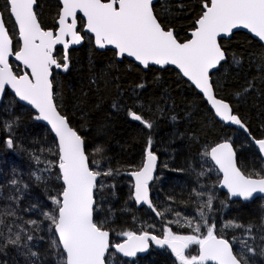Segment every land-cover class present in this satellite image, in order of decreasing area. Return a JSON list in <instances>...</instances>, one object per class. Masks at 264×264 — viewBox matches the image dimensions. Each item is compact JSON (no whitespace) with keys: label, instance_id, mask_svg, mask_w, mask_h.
<instances>
[{"label":"snow or ice","instance_id":"6c2138e0","mask_svg":"<svg viewBox=\"0 0 264 264\" xmlns=\"http://www.w3.org/2000/svg\"><path fill=\"white\" fill-rule=\"evenodd\" d=\"M58 3L60 6L55 29L42 26L37 12L38 0H5L4 11H0V100L4 99L6 89L10 88L19 100L37 110L34 119L46 121L55 133L54 147L42 151H47L57 159L41 160L40 156L33 154L35 163L45 167L31 176L36 183L47 185L50 177L44 173L56 170L55 179L61 182L60 191L47 197L54 207L42 212L44 220L48 222L46 230L53 234L50 247L59 257L57 264H112L117 254L135 257L138 252L146 251L149 241L170 249L179 264H250L249 254L264 257V218L258 226L229 220L217 229L216 223L210 222V214L214 211L213 205L217 199L210 190H193L197 198V216L186 217L175 212L177 219L168 221L169 224L191 229V234H178L166 226L161 236L143 230L139 234L126 231L120 233L126 240L112 243L110 230L95 215L100 207L98 194L106 186L100 178L117 175L119 169L101 166L106 159L102 147L97 146L91 154L88 152L85 137L71 126L68 115L61 111L53 74L54 69L64 72L69 70L72 63L69 49L84 42L86 37L82 32L88 33L91 34L89 41L95 47H111L116 59L134 58L146 70L151 65L162 68L175 66L205 95L218 117L247 131L246 125L233 113L231 105L217 96V82L213 76L223 68L222 62L228 60L221 41L223 37L230 36L233 30L247 29L264 41V0H200L201 11L194 20L190 38L183 41L173 27L161 22L154 0H58ZM175 7L183 9L184 5L178 3ZM165 11L171 13V8L166 7ZM5 13L18 33L19 39L15 45L6 24ZM78 13L82 15L78 17ZM79 21L82 24L78 27ZM58 45L62 46L59 55L56 53ZM13 56L29 71L19 74L14 72L9 63V57ZM232 61L237 66L242 62L235 55ZM144 87L143 83H139L132 91L138 95L136 89ZM253 87L254 84L249 82L242 91L247 93ZM236 95H241V92ZM123 107L119 100L112 103L113 109ZM137 107L140 111L127 108L126 115L150 131L154 120L142 114L145 106ZM147 110L152 111L151 108ZM157 111H160L158 106ZM171 119L175 121L177 117L172 115ZM0 124L8 133L4 143L9 149L14 148L13 130L19 124V117L0 121ZM253 142L259 154H264V138H253ZM152 145L153 140L149 135L142 165L129 173L134 177L130 198L137 204H146L158 217H164L173 209L165 207L158 210L150 198L149 184L154 178L158 161ZM203 156L210 159L216 170L222 173L219 187L227 189L229 200L241 198L250 201L257 196L264 199V169L242 171L230 142L210 147ZM210 171L212 168L202 169L198 176H205ZM10 184L19 185L17 192L29 187L16 179L15 174ZM110 187L114 188L115 185ZM201 188L204 186L201 185ZM20 198L9 197L17 203ZM168 199L174 200V197L169 196ZM220 204L227 207V201L222 200ZM5 216L14 217L16 212L10 210L0 213V225H3L0 237L4 239L0 249L9 245L20 246L22 241H33L34 236L25 229L13 232L11 224L5 222ZM26 223L38 230L42 222L28 220ZM254 227L258 228L261 241L259 252L257 247L248 243V239H257V235H253ZM226 229L243 230L247 239L239 241L242 248L234 251L233 241L236 237L234 235L231 240L226 238L223 234ZM192 246H196L195 255L190 251ZM24 247H28L27 243ZM27 255L30 264H41L40 253L29 248ZM32 257L36 259L31 260Z\"/></svg>","mask_w":264,"mask_h":264},{"label":"trees","instance_id":"16d2710c","mask_svg":"<svg viewBox=\"0 0 264 264\" xmlns=\"http://www.w3.org/2000/svg\"><path fill=\"white\" fill-rule=\"evenodd\" d=\"M178 3H182L184 8H176ZM4 5L5 0H0L1 11H4ZM59 6L56 0H38V17L44 28H56ZM154 7L162 18L161 22L173 27L181 41L190 38L194 20L201 11L200 0H159ZM166 7L171 8V13L165 11ZM5 17L16 44L15 25L7 18V13ZM85 37L82 47L69 51L72 62L69 70L54 72V76L61 111L68 115L71 126L85 137L88 152L91 154L97 146L102 147L106 159L101 166L119 169L117 175L100 178L106 186L98 194L100 207L95 215L110 230L111 242L120 243L124 237L120 233L126 231L139 234L143 230L161 236L166 226L178 234H191V229L169 224L168 221L177 219L175 212L186 217L198 215L193 190H210L216 195L210 222H215L217 229L229 220L258 226L264 218V199L257 198L250 203L230 201L227 194L218 189L220 176L203 153L229 140L234 145L242 171L264 169V160L250 138H264L263 45L243 32L235 33L230 40H222L228 60L213 76L217 82V96L230 103L234 114L246 125L245 131L239 125L228 127L216 120L207 102L176 69L152 66L145 71L131 60L119 62L114 57V51H99ZM56 53L59 55L61 49ZM233 55L241 59L239 66L233 63ZM13 69L17 74L22 71L14 64ZM249 82L254 87L243 93ZM139 83L145 87L136 89L138 95H135L132 90ZM237 92H241V95L237 96ZM115 100L123 103V109L112 108ZM137 105L145 106L142 114L154 120L150 131L126 115L127 108L140 111ZM157 106L160 111H157ZM148 108L152 111L149 112ZM35 115L33 110L19 104L10 93L6 94L0 107V121L19 117V124L13 130L15 147L12 149L4 143L8 133L0 124V213L14 210L16 216H5V222L11 224L13 232L25 229L34 236L31 242L22 241L20 246L9 245L0 249V264H30L27 255L29 248L40 253L41 264H57L59 259L50 247L53 234L47 232L48 222L44 220L42 212L54 207L47 197L60 191L61 182L55 179L56 170L44 173L50 177L47 185L36 183L31 176L45 167L35 163L33 154L40 156L41 160L57 159L42 151L53 148L55 139L46 126L34 119ZM172 115L177 117L175 121L171 119ZM149 135L153 140L152 150L159 160L156 175L149 184L151 199L158 210L165 207L173 209L164 217H158L130 198L133 181L129 173L142 165ZM208 168H212V171L198 176L202 169ZM14 174L22 184L29 185L26 190L17 192L19 185L10 184ZM169 196L174 200H169ZM9 197L22 198L17 203ZM222 200L227 201V207L220 204ZM28 220L42 223L37 230L26 223ZM0 230H3V225H0ZM223 234L230 240L235 235L234 251L242 248L240 240L247 239L242 229H226ZM21 235L24 233L21 232ZM253 235H257V239H248V243L257 247L259 252L261 241L257 227L253 228ZM3 243L4 239L0 237V245ZM25 243L27 248L24 247ZM190 251L195 255L196 247ZM249 260L250 264H264V257L260 255L249 254ZM112 264H179V261L167 249H152L146 257L134 260L116 255Z\"/></svg>","mask_w":264,"mask_h":264},{"label":"water","instance_id":"95a60500","mask_svg":"<svg viewBox=\"0 0 264 264\" xmlns=\"http://www.w3.org/2000/svg\"><path fill=\"white\" fill-rule=\"evenodd\" d=\"M57 2H58V0H56ZM159 2V0H154V5L156 4V3H158ZM1 11V10H0ZM82 14H79L78 13V17L79 16H81ZM80 26V24H79V22H78V27ZM237 32H243V33H246V34H248V35H250L253 39H255L256 41H258L259 43H261L262 45H263V48H264V41H260L259 40V38L258 37H255V35L253 34V33H251L249 30H247V29H243V28H241V29H236V30H233V33L230 35V36H226V37H223V39L222 40H230L231 38H232V36L235 34V33H237ZM82 35H85V36H87V35H91V34H88V33H83L82 32ZM18 39H19V37H18V33H17V41H18ZM86 39V38H85ZM14 41V40H13ZM85 41L86 40H84V42L82 43V44H80V45H75V46H72L70 49H69V51L70 50H73V49H79L80 47H82L84 44H85ZM94 45V44H93ZM62 49V46H57V48H56V52H57V50L58 49ZM97 50H99V51H106V50H112V51H114L111 47H109V48H106V49H99V48H97V47H95ZM124 59H128V60H131L132 62H134L136 65H138L139 67H141L143 70H145L146 71V69H144L143 68V66L142 65H140L139 64V62H137V61H135L134 60V58H131V57H125ZM119 62H121V61H123V60H120V59H117ZM9 63H10V65L12 66V68H13V64L16 66V67H18V68H21V70L22 71H29V70H27V69H24L23 68V65L21 64V62L20 61H17L16 59H15V57L13 56V57H9ZM224 62H222V64H223ZM152 66H155V67H157V68H160V69H167V68H174V69H176L178 72H179V74L182 76V78L184 79V80H186L188 83H190L192 86H193V88L203 97V99L207 102V104H208V106H209V108L211 109V111L213 112V114H214V116H215V118H216V120H218L220 123H222V124H224L225 126H228V127H237L238 125H236V124H233V123H231V122H227V121H224V120H222L220 117H218L216 114H215V110H214V108H213V106L211 105V103L207 100V98L205 97V95L198 89V88H196V86L191 82V81H189L186 77H184L182 74H181V72H180V70L179 69H177L175 66H172V65H169V66H166V67H161V66H158V65H151L150 67H152ZM149 67V68H150ZM148 70V69H147ZM13 71L15 72V70L13 69ZM59 71H61V72H63L62 70H57V69H54L53 70V74H54V72H59ZM7 93H10L15 99H16V101L19 103V104H21L22 106H25V107H28V108H30L31 110H33L35 113H36V115L38 114L37 113V110L36 109H34L31 105H29L27 102H25V101H21V100H19V98L15 95V93H14V91L13 90H11L10 88H8V89H6V94ZM6 94H5V96H6ZM5 98V97H4ZM220 98V97H219ZM4 100V99H3ZM3 100H0V107H1V105H2V102H3ZM230 104V103H229ZM232 107V106H231ZM233 109V108H232ZM233 113H234V111H233ZM38 122L39 123H41V124H43L44 126H46L49 130H50V132H51V134H52V136L54 137V139H55V133L54 132H52V130H51V126L46 122V121H43V120H38ZM137 122V121H136ZM140 123V122H139ZM251 138V141H252V144L254 145V147L256 148V150L258 151V153H259V150H258V147L254 144V142H253V137H250ZM228 142H230L231 144H232V146H233V149L235 150V148H234V145H233V143L231 142V141H229V140H227ZM223 142H225V141H223ZM220 143H222V142H220ZM235 152H236V150H235ZM260 156H261V158L264 160V154H260ZM210 160V159H209ZM236 160H237V164H238V157H237V153H236ZM210 162L212 163V165L214 166V164H213V162L210 160ZM158 164H159V160L157 161V167H158ZM238 166H239V164H238ZM157 167H156V170H155V172H154V174H153V177H155V175H156V172H157ZM214 168L216 169V167L214 166ZM218 172V171H217ZM218 174H219V176H220V180L222 179V173H219L218 172ZM130 177H131V179H132V181H133V183H134V177L133 176H131L130 175ZM152 182V181H151ZM150 182V183H151ZM218 189L220 190V191H222V192H224L225 194L227 193V189H224V188H221V187H219V185H218ZM150 191V190H149ZM150 198H151V194H150ZM257 198H260L259 196H257V197H255L253 200H250V201H244V200H242L241 198H232L230 201H241V202H243V203H250V202H253L254 200H256ZM139 206H141V207H145V208H147V209H149V210H151L146 204H138ZM152 211V210H151ZM153 212V211H152ZM154 214H155V212H153ZM126 240V239H125ZM123 242V241H122ZM153 248H165V249H167L168 251H170L171 252V250L170 249H168L166 246L165 247H160V246H158V245H156L154 242H152V241H149V247H148V249L146 250V251H144V252H138L137 253V255L135 256V257H124L122 254H117V255H119L120 257H122L123 259H126V260H134V259H137V258H139V257H146L150 252H151V250L153 249ZM172 253V252H171ZM173 254V253H172Z\"/></svg>","mask_w":264,"mask_h":264},{"label":"rangeland","instance_id":"374dc122","mask_svg":"<svg viewBox=\"0 0 264 264\" xmlns=\"http://www.w3.org/2000/svg\"><path fill=\"white\" fill-rule=\"evenodd\" d=\"M37 12H38V8H37ZM80 23L82 24V21H81V22L79 21V24H80ZM87 39H89V35H87ZM150 211H151V210H150ZM151 212H152V211H151ZM153 234H155V233H153ZM155 235H157V234H155ZM125 239H126V237L124 236L122 241H124ZM122 241H121V242H122ZM121 242H120V243H121ZM192 247H196V246H192ZM153 249H165V248H153ZM191 249H192V248H191ZM169 252H170V251H169ZM173 255H174V254H173Z\"/></svg>","mask_w":264,"mask_h":264},{"label":"bare ground","instance_id":"6f19581e","mask_svg":"<svg viewBox=\"0 0 264 264\" xmlns=\"http://www.w3.org/2000/svg\"><path fill=\"white\" fill-rule=\"evenodd\" d=\"M15 45V44H14ZM62 50V49H61ZM56 73V72H55ZM34 112V111H33ZM210 161V160H209Z\"/></svg>","mask_w":264,"mask_h":264},{"label":"flooded vegetation","instance_id":"af4514ba","mask_svg":"<svg viewBox=\"0 0 264 264\" xmlns=\"http://www.w3.org/2000/svg\"><path fill=\"white\" fill-rule=\"evenodd\" d=\"M60 49V48H59Z\"/></svg>","mask_w":264,"mask_h":264}]
</instances>
